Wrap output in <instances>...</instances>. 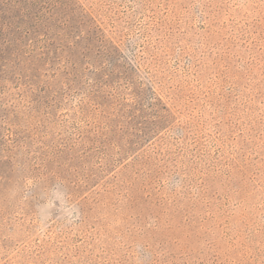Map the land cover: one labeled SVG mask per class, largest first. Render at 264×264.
I'll list each match as a JSON object with an SVG mask.
<instances>
[{"label":"rangeland","instance_id":"obj_1","mask_svg":"<svg viewBox=\"0 0 264 264\" xmlns=\"http://www.w3.org/2000/svg\"><path fill=\"white\" fill-rule=\"evenodd\" d=\"M0 264H264V0H0Z\"/></svg>","mask_w":264,"mask_h":264}]
</instances>
